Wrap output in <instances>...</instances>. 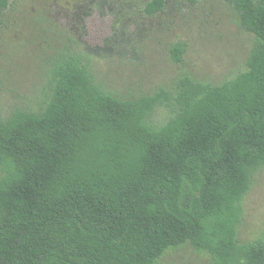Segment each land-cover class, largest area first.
<instances>
[{"label":"trees","instance_id":"1","mask_svg":"<svg viewBox=\"0 0 264 264\" xmlns=\"http://www.w3.org/2000/svg\"><path fill=\"white\" fill-rule=\"evenodd\" d=\"M14 2L0 0V28ZM226 2L257 39L232 80L184 75L124 99L68 49L41 110L0 114V264H158L185 245L215 264H264V238H238L264 168V0ZM171 52L179 64L186 45ZM158 107L170 117L155 127Z\"/></svg>","mask_w":264,"mask_h":264},{"label":"rangeland","instance_id":"2","mask_svg":"<svg viewBox=\"0 0 264 264\" xmlns=\"http://www.w3.org/2000/svg\"><path fill=\"white\" fill-rule=\"evenodd\" d=\"M151 0H15L0 28V114L16 108L39 111L49 100L51 70L70 49L83 55L104 90L137 99L171 89L189 75L221 84L246 71L254 34L242 29L226 0H166L162 13L144 12ZM186 45L181 63L174 45ZM170 111L158 107L160 127ZM240 242L264 238V168L244 203ZM158 264H215L191 245L168 251Z\"/></svg>","mask_w":264,"mask_h":264}]
</instances>
